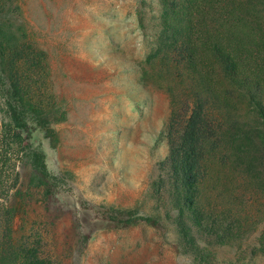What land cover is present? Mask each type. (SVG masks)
Masks as SVG:
<instances>
[{"label":"trees","instance_id":"obj_1","mask_svg":"<svg viewBox=\"0 0 264 264\" xmlns=\"http://www.w3.org/2000/svg\"><path fill=\"white\" fill-rule=\"evenodd\" d=\"M260 2L264 13V0H159L144 60L145 78L154 74L171 107L155 195L197 264L224 263L217 252L227 248L264 254V38L244 14ZM34 47L21 0H0V264H64L40 236H14L35 195L66 185L31 141L57 122L23 84ZM127 217L123 227H160L158 216Z\"/></svg>","mask_w":264,"mask_h":264},{"label":"rangeland","instance_id":"obj_2","mask_svg":"<svg viewBox=\"0 0 264 264\" xmlns=\"http://www.w3.org/2000/svg\"><path fill=\"white\" fill-rule=\"evenodd\" d=\"M21 5L35 46L23 84L57 120L31 141L66 185L63 193L32 198L27 215L14 221L15 239L40 236L52 259L60 255L64 264H197L155 195L159 163L168 154L171 107L154 74L146 79L143 68L157 33L159 0ZM262 5L244 12L256 39L264 38ZM128 212L158 216L160 227H123L119 221ZM217 253L220 264H264V254L248 259L235 249Z\"/></svg>","mask_w":264,"mask_h":264}]
</instances>
